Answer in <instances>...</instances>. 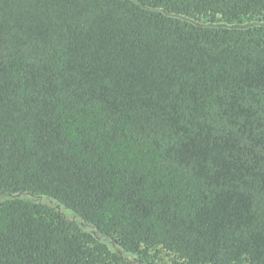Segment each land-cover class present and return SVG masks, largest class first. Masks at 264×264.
<instances>
[{
    "label": "trees",
    "instance_id": "trees-1",
    "mask_svg": "<svg viewBox=\"0 0 264 264\" xmlns=\"http://www.w3.org/2000/svg\"><path fill=\"white\" fill-rule=\"evenodd\" d=\"M22 191L131 253L264 264V0H0V195ZM0 264L127 263L5 199Z\"/></svg>",
    "mask_w": 264,
    "mask_h": 264
},
{
    "label": "rangeland",
    "instance_id": "rangeland-1",
    "mask_svg": "<svg viewBox=\"0 0 264 264\" xmlns=\"http://www.w3.org/2000/svg\"><path fill=\"white\" fill-rule=\"evenodd\" d=\"M187 20L199 25L214 24L217 26H224V27L244 26L248 24L245 19L233 23H225L222 21L211 23L204 17L189 18ZM5 199H21L34 204H38L46 210L55 211L61 214L68 222H70L74 227H76L80 231L88 233L94 238H96L98 241L105 243L110 250L120 255V257L127 264H185V262L179 259L175 254L161 247L153 248L150 251H148L146 254H135L123 250L113 241L112 238H110L105 234H102L98 229H96L94 225L90 224L89 222L81 218L72 209L66 207L64 204L60 203L51 196H47L45 194L37 193V192L22 191L16 193L1 194L0 201ZM239 264H248V263L241 262Z\"/></svg>",
    "mask_w": 264,
    "mask_h": 264
}]
</instances>
